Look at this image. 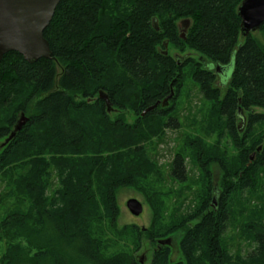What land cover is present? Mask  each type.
Returning <instances> with one entry per match:
<instances>
[{"label": "trees", "instance_id": "16d2710c", "mask_svg": "<svg viewBox=\"0 0 264 264\" xmlns=\"http://www.w3.org/2000/svg\"><path fill=\"white\" fill-rule=\"evenodd\" d=\"M243 1L63 0L44 35L51 59L3 57L0 141L25 123L0 154L8 190L0 203L19 202L0 219V264H143L107 243L117 232L122 188L146 193L153 209L149 230L127 226L119 238L138 251L146 237L155 247L149 264H264V25L260 36L242 38ZM183 20L191 21L186 39ZM169 47L190 54L179 60L165 54ZM230 65L223 92L215 66L225 77ZM187 77L214 108L202 127L215 143L190 139V153L175 156L170 178L187 183L191 157L203 189L164 224L170 195L150 187L160 176L149 145L179 129L180 119L174 104L143 113L172 84L176 101ZM101 92L136 122L113 119ZM213 164L222 171L219 185ZM230 226L253 246L248 255L232 252ZM180 232L181 259L173 262L171 245L158 244Z\"/></svg>", "mask_w": 264, "mask_h": 264}, {"label": "rangeland", "instance_id": "374dc122", "mask_svg": "<svg viewBox=\"0 0 264 264\" xmlns=\"http://www.w3.org/2000/svg\"><path fill=\"white\" fill-rule=\"evenodd\" d=\"M254 34L256 36H260L259 31ZM167 51L170 55L178 57V59H185L190 54L189 51L181 53L173 47H169ZM191 54L199 60L198 55H195L194 52ZM228 67L229 68H226L227 71L225 77H222L223 79L220 77L221 74L216 77L217 80L215 85L223 92L224 89L222 87V83L223 81L226 82L229 80L231 76V65ZM173 85L174 84H172V87ZM173 90L175 97L177 93L176 88L173 87ZM173 98L170 99L167 107H170L172 104L177 106L176 113H178L180 119V128L177 130H168L166 136L162 139H153L149 145L150 154L157 163L159 169L158 175L160 176L159 180H157L158 177H155L156 180L150 182V187H153L156 192H166L170 195L167 198H163L165 200L162 218L164 224L168 223L177 212H180L179 210L184 211L191 203H196L203 189L202 182L199 178V172L196 168H193L191 157H188L189 159L186 162V170L189 175V181L185 184H181L170 178L171 164L174 161L175 156L183 151L185 153H190L188 145V141L190 139L196 141L197 138L200 137L210 146H213L215 143V138L208 139L206 132L204 133L205 129L202 127V125H204L202 124L204 117H212L213 113H215L213 110L214 108L212 104L205 100L204 95L194 85L193 81L189 80L187 77L184 82V87L181 89L176 101L173 102ZM256 111L262 112V110ZM109 114L113 119L124 116L126 122L131 125H133L137 119V116L133 112H121L119 110H115L114 108ZM21 120L22 118L20 121ZM4 142L5 141L3 140L0 141V154L2 152ZM210 171L212 173L214 184L219 185L222 178L221 168L217 164H213L210 167ZM5 184L6 182L0 181V200H2V197H5V192L8 191L5 188ZM55 184L57 183L55 182ZM13 191L16 192L17 190ZM148 192L150 191L148 190ZM18 193L22 196L20 192ZM131 200H137L144 208L143 213L138 217H135L127 207L128 202ZM117 202L120 211L115 227L117 232L111 234L109 238H106L107 243L111 245L116 244L115 249L118 252L125 251L126 253H133L134 251L136 257L139 258V260L142 259L143 264H149L155 247L150 244L146 237L143 238L144 241L142 243V248L138 251H135V247L130 241H125L123 239L122 241H119L121 233L127 226L137 225L142 231H147L151 228L154 220V213L150 205L148 195L137 188H122L117 192ZM18 205L19 202L15 200L13 204L11 199H7L6 201L0 203V219H3L6 214L10 213L13 209L16 210ZM182 236L183 233L180 232L173 237L166 239L172 241L171 248L173 262H178L181 259L178 244ZM226 237L230 240L231 250L235 254L241 252L246 256L253 249V246H251L248 242H245L240 237L239 231L235 228L233 229L232 226L228 228Z\"/></svg>", "mask_w": 264, "mask_h": 264}, {"label": "water", "instance_id": "95a60500", "mask_svg": "<svg viewBox=\"0 0 264 264\" xmlns=\"http://www.w3.org/2000/svg\"><path fill=\"white\" fill-rule=\"evenodd\" d=\"M63 0H0V62L10 52L19 53L24 59L34 64L40 60L52 58L49 42L45 39V31L50 26L56 9ZM241 18V36L247 38L256 33L264 25V0H244L238 9ZM191 21L183 20L178 24L180 37L186 39ZM168 48V43H165ZM168 54V51H165ZM176 59L178 57L174 56ZM180 60V59H179ZM226 70V69H224ZM218 66L216 73L221 74ZM175 95L173 87L171 94L163 102H158L143 113V116L162 106L166 108L171 98ZM100 98L107 106V112L113 111L109 98L100 93ZM25 123V118L19 122L12 135L4 142L6 146L20 131ZM261 150V149H259ZM254 156H252V159ZM129 211L138 217L143 213V206L137 200L128 202ZM171 240L160 241L159 245H171Z\"/></svg>", "mask_w": 264, "mask_h": 264}, {"label": "flooded vegetation", "instance_id": "af4514ba", "mask_svg": "<svg viewBox=\"0 0 264 264\" xmlns=\"http://www.w3.org/2000/svg\"><path fill=\"white\" fill-rule=\"evenodd\" d=\"M216 68H217V66H215ZM221 78L223 77V74L221 73V76H220ZM223 84V83H222Z\"/></svg>", "mask_w": 264, "mask_h": 264}]
</instances>
